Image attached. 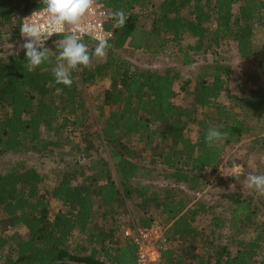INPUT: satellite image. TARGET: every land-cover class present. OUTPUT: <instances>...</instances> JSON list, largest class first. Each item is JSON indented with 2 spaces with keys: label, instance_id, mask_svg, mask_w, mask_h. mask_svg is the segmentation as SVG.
<instances>
[{
  "label": "trees",
  "instance_id": "obj_1",
  "mask_svg": "<svg viewBox=\"0 0 264 264\" xmlns=\"http://www.w3.org/2000/svg\"><path fill=\"white\" fill-rule=\"evenodd\" d=\"M96 1L127 19L123 27L107 20L111 47L73 71L71 87L57 84L51 71L53 41L61 37L47 40L51 63L35 71L24 68V50L0 58V154L66 163V171L51 170L50 187L29 158L0 169V264H136L137 247L121 227L131 206L144 213L141 228L156 216L166 225L159 264H264L260 195L244 187L221 193V203L199 198L189 206L204 175L216 173L228 149L254 128L251 144L264 156V0ZM40 7V0H0V37L6 28L11 39L19 35L23 19ZM185 38L195 41L182 47ZM168 44L182 67L207 50L233 47L257 72L246 69L233 92L234 67L223 59L184 78L180 69L141 68L121 55L132 47L158 58ZM179 85L185 104L175 100ZM219 125L229 136L210 147L205 132ZM199 215L209 218L208 233L195 225Z\"/></svg>",
  "mask_w": 264,
  "mask_h": 264
},
{
  "label": "rangeland",
  "instance_id": "obj_2",
  "mask_svg": "<svg viewBox=\"0 0 264 264\" xmlns=\"http://www.w3.org/2000/svg\"><path fill=\"white\" fill-rule=\"evenodd\" d=\"M161 0H151L152 3L157 4ZM185 15L190 16L191 10H187L184 12ZM144 25L145 29H149L151 20L150 19H142L140 25ZM10 36H12L10 29L6 28L5 33L2 37H0V58L8 56L9 54L15 53L17 51H21L19 45L23 43V40L19 37L18 34L13 35L14 38L11 39ZM259 37V36H258ZM195 41L193 38H185L182 42V47H184L187 44H192ZM46 46V45H45ZM149 52L145 51L144 49H138V48H126L125 51L122 50L121 55L129 60L132 64L138 67H145L152 70H161L165 67H174L176 69H180L183 72H186L183 76L184 78H190L193 76L191 70L193 68H197L198 66H202L206 64L207 62H210L212 60H224L225 62H228L234 67V71L231 74L230 84H231V91L236 92L237 88L240 84H243V78L242 74H244V71L248 68L255 69V72H257V68L255 64H252L250 62H245L239 59L237 56L236 51L234 48H223V49H210L205 52V54L199 55L195 57V60L193 62L192 67H182L180 64L181 57H179V53L177 50V47L172 44H168V47L165 48V54L160 55L158 58L150 59L147 55ZM264 58V55H263ZM194 70V69H193ZM264 79V77L260 76ZM107 82H100L99 87L106 86ZM176 91L178 92V96L175 99L176 102L179 104H185V95L184 91L181 88V85L179 87L177 86ZM253 123V120H252ZM194 128L192 127V135H194ZM258 131L257 128L253 129V133L250 135H245L240 142L233 145L232 148L228 149L226 160L224 163L220 166L219 170L212 174L210 172H207L206 175H204V184L200 191H198V195L200 197L195 196L192 199L189 206L195 207L193 205V202L200 198L201 201L205 202L206 206H209L210 203L215 202L216 200H219L218 203H221L219 196L223 192H230V191H237L238 189H244V187L241 185V181L244 179V176L247 175L249 172H257V173H264V156L261 150H258L256 147H254L251 144V140L253 138L252 135H254V132ZM44 136H47L46 138L48 140L54 139V136L50 133L44 132ZM43 136V137H44ZM27 163L31 166L38 167L40 171L45 172L48 174L49 179L46 183V186H52L55 181V176L51 172V170H54L56 167L59 171H66V168L63 167L66 165L64 161L62 163H59L57 161H54L52 158H46V157H29V154L22 151L18 154L16 153H4L0 154V169H11L15 164L22 160H27ZM67 160V159H66ZM59 164V165H58ZM58 165V166H56ZM236 166L239 167L240 170V176L239 179H235L232 177L234 171L236 170ZM44 186V184L42 185ZM264 200V196H261ZM51 208L52 210H56L58 208L57 204L51 202ZM222 209V208H221ZM221 209H216V212H221ZM261 211L262 213L258 217V223L261 220H264V203L261 205ZM150 213H152V210H150ZM224 214L226 211L223 212ZM144 213L141 211V209L137 210L134 207H130L127 212V217L125 216L124 221L122 219L121 227L123 226L124 233L125 230L133 227H140L138 225L137 220L139 217H141ZM218 215V214H217ZM200 217H196L195 225L199 227V229L202 230V228H205L209 232L210 229H207V225L209 223V218H205L201 215ZM211 218V216H210ZM152 224H157L160 228L165 230L166 225L160 218V216H156L153 218ZM225 234V233H222ZM254 232H251V235H253ZM215 244H218V239H215ZM224 241V240H222ZM220 241V242H222ZM201 249H198L200 252Z\"/></svg>",
  "mask_w": 264,
  "mask_h": 264
},
{
  "label": "clouds",
  "instance_id": "obj_3",
  "mask_svg": "<svg viewBox=\"0 0 264 264\" xmlns=\"http://www.w3.org/2000/svg\"><path fill=\"white\" fill-rule=\"evenodd\" d=\"M38 10L25 17V22L20 26V34L23 43L20 49L25 51L26 63L24 68L28 72L35 71L46 61L51 63L50 53L53 51L45 47L53 34L62 35L66 27L71 30L62 38L54 40L56 48L55 66L51 69L57 84L67 87L72 85V72L78 68L90 67L94 58L102 59L111 47L107 38L94 36L95 47L90 49L83 42L84 31L81 22L93 9L96 0H40ZM109 18L114 21V26L123 27L126 22V14L123 10L110 13ZM62 89L57 88V92ZM223 125L211 126L205 132V142L208 146L223 143L229 136L227 131H222ZM239 167L236 166L232 177L239 179ZM241 185L260 196H264V173L249 172L244 176Z\"/></svg>",
  "mask_w": 264,
  "mask_h": 264
},
{
  "label": "built area",
  "instance_id": "obj_4",
  "mask_svg": "<svg viewBox=\"0 0 264 264\" xmlns=\"http://www.w3.org/2000/svg\"><path fill=\"white\" fill-rule=\"evenodd\" d=\"M29 14L28 16H30ZM26 16V17H28ZM109 19V12L107 8L96 1L93 9L88 15L84 17L81 22L83 28L82 36L88 37L94 41V36H101L104 38H109L111 36L110 32L106 31L104 24ZM25 20L21 22L24 23ZM71 30L70 26L66 27L65 32L60 36L58 34H53L50 40L55 38H62L63 35L68 34ZM19 37L22 39L21 34ZM48 39V40H49ZM47 41H45L46 43ZM125 237L131 238L136 245V264H159L160 250L165 244V230L160 228L157 224H152L147 228L133 227L128 228L124 233Z\"/></svg>",
  "mask_w": 264,
  "mask_h": 264
}]
</instances>
